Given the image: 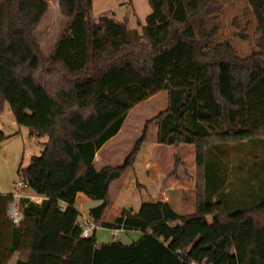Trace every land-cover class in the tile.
Returning <instances> with one entry per match:
<instances>
[{"label": "trees", "instance_id": "trees-1", "mask_svg": "<svg viewBox=\"0 0 264 264\" xmlns=\"http://www.w3.org/2000/svg\"><path fill=\"white\" fill-rule=\"evenodd\" d=\"M147 1L144 26L132 29L91 19L92 0H57L68 22L44 57L35 31L46 2L0 0V114L7 105L30 136L47 137L17 168L44 200H17L15 226L12 193H0V264L16 252L14 264H264V0H247L255 49L244 58L217 41L216 0ZM163 90L168 105L147 124L156 123L158 145L196 149L194 213L150 202L107 223L110 188L133 168L145 134L117 167L97 170L95 155ZM77 194L100 202L89 215L102 229L141 237L100 246L94 233L83 238Z\"/></svg>", "mask_w": 264, "mask_h": 264}, {"label": "rangeland", "instance_id": "rangeland-1", "mask_svg": "<svg viewBox=\"0 0 264 264\" xmlns=\"http://www.w3.org/2000/svg\"><path fill=\"white\" fill-rule=\"evenodd\" d=\"M44 1L48 12L39 22L35 38L42 55L47 57L64 32L68 19L61 14L57 0ZM216 2L221 10L216 17L212 18L211 23L218 24L217 41L230 42L242 58L250 55L255 49L253 47L254 19L247 0H216ZM91 7V19L108 16L118 22L126 23L127 27L132 29L144 26L145 18L151 12L147 0H92ZM167 105V92L163 90L148 98L146 102L135 106L126 117L116 138L103 150L102 162L106 159L105 165L117 167L124 162L132 152L135 143L145 134V139L141 142L134 158L133 168L126 172L121 182L115 183L110 188L109 196L112 204L117 208L135 209L140 201L151 202L146 191L137 186L139 183L148 187L145 163L151 146L157 143V125L154 122L147 124V121L163 112ZM5 106L0 114V133L6 137L0 144V193L1 191L10 193L13 190L12 184L20 181L17 168L26 167L32 157L40 154V143L47 141L45 136H30L25 127L17 125L14 121L9 106ZM146 124L147 128L143 133ZM195 153L196 149L193 146L180 144L175 147L160 148L156 151V156L164 176L174 178L176 172L182 171L184 182L190 186L193 184L194 175L196 177ZM148 189L150 193V186ZM151 194L154 200L163 198L152 190ZM195 203V194L187 193L183 205H174V212L180 216L193 214ZM111 209L105 218L113 219ZM98 231L100 234H108L104 229Z\"/></svg>", "mask_w": 264, "mask_h": 264}, {"label": "crops", "instance_id": "crops-1", "mask_svg": "<svg viewBox=\"0 0 264 264\" xmlns=\"http://www.w3.org/2000/svg\"><path fill=\"white\" fill-rule=\"evenodd\" d=\"M140 28H141V26H139L138 29H140ZM120 131H121V129L119 130V132ZM118 133H117V135H118ZM115 138L116 137H114L113 139H115ZM113 139H111L106 144H104L100 148L99 152L95 155L94 167H96L97 170H100L102 167L109 166V165H105L106 159L104 162H102V154H103L104 148ZM170 147L171 146H164L163 147V146L158 145L157 143L153 144L151 146V148H150L151 151L149 153L148 160L145 163V172H146V176H147L146 180L148 181V183H147L148 187L150 186V188H151L150 193H149V189L147 186L139 184V183L137 186L141 189L143 188L146 191L151 202H164V203L167 202V203H169V205L173 209L174 205L175 206L176 205H183L184 198L186 197L187 193L193 192L195 194V190H196L195 178L196 177L194 175V177L192 179L193 184L190 186H187V184L183 180V175H181L182 171L176 172L174 174L175 175L174 178H169L166 175L164 176V174L160 170V165H159V162L157 160L156 151H158L160 148L164 149V148H170ZM97 163H98V166H96ZM194 164H195V157H194ZM109 167H112V166H109ZM195 174H196V164H195ZM122 180H123V178H122ZM122 180H120L118 182H121ZM151 190L153 192H155L156 194L161 195V197H163V198L161 200H154L151 196L152 195ZM1 193L4 195L11 194V193H13V190L10 191V193H7V191L6 192L1 191ZM22 198H28L37 204L41 203L42 200H44L43 197L36 196L27 187L18 191V195H17V198L15 199V201L17 202V200L22 199ZM75 200H76L75 207H76L77 212H78L77 222L81 226L85 220H87V219L91 220V217L89 215V210L91 208L98 206L100 204V202L93 201V200L85 197L82 194H77L75 197ZM142 203H144V202L140 201V203H138V205L136 206L135 209H132V208L123 209L120 207L117 208L115 205H112V207H111L112 209L111 208L110 209L112 210L111 214H112L113 219L104 218V221L107 223H112L115 219L119 218V216L121 215V212L123 210H129L131 212V214H134L138 210L139 206ZM194 209H195V206H194ZM109 210L106 212V214L109 212ZM94 225L96 226V229L93 230V233H94L95 238H96V246H100V245H103L106 243H111V242H120L122 244L129 245V244L134 243L136 240H138L141 237L140 231L126 232V231L119 230L118 237L114 238L111 230H107V229L103 228L105 231H107L108 234H100L98 230H100V229L103 230L100 227V224L94 223ZM18 257H19V253L18 252L14 253L12 255V257L9 259L7 264H14L15 261L18 259Z\"/></svg>", "mask_w": 264, "mask_h": 264}, {"label": "built area", "instance_id": "built-area-1", "mask_svg": "<svg viewBox=\"0 0 264 264\" xmlns=\"http://www.w3.org/2000/svg\"><path fill=\"white\" fill-rule=\"evenodd\" d=\"M13 186V193H12V199L9 201L7 208H6V215L11 220V222L18 226L21 224L23 217L21 215L18 202L15 201L18 195V191L22 190L23 188H26L27 186L21 181L15 182L12 184ZM96 229V226L94 225L93 221L87 219L83 222L81 225V235L83 238H87L93 233V230ZM112 235L114 238L118 237V230H112Z\"/></svg>", "mask_w": 264, "mask_h": 264}]
</instances>
